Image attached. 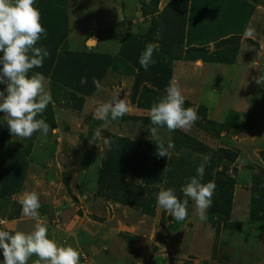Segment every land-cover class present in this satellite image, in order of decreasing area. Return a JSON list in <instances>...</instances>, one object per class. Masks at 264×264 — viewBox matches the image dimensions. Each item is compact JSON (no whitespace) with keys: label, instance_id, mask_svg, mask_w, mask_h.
<instances>
[{"label":"rangeland","instance_id":"1","mask_svg":"<svg viewBox=\"0 0 264 264\" xmlns=\"http://www.w3.org/2000/svg\"><path fill=\"white\" fill-rule=\"evenodd\" d=\"M59 2L63 3L60 4L61 10L59 15L55 14V19L60 24V29L65 21L68 22L69 26L66 28L70 31L69 38L76 47L72 45L68 50L60 47L53 50L54 47L50 43L43 47L48 50L50 56L45 58L40 73L46 78V90H50L53 95V103L47 106L43 114L57 116L59 132L63 134L69 132V135L51 139L50 145L42 143L35 148V153L23 149L18 157L13 154L16 160H9L13 174L0 173L2 185H10L7 188L9 194L7 198H0V219L8 221V224L0 225V230L9 231L11 234L16 231L29 233L33 230L36 221L26 219L24 216L22 218H25V221L10 222L22 213L15 214L19 211V199L12 198L16 200L12 203L9 202V197L12 193L17 194L23 190L17 182L21 178L20 183L22 180L24 183V179L27 178L29 182L39 180L41 188L49 191L50 196L44 203L53 206L52 210L48 213H39L41 210L38 209L40 221L47 226L48 238L55 241L58 246L73 247L80 235L82 243L73 248L79 251V262L82 264L86 261L84 256L91 261L90 264H100L99 262L116 264L118 259L125 258L129 248L118 252L120 256L116 259L114 253L116 248L113 245L120 244L121 236L130 239L122 238L121 246L134 244L135 238L141 237L139 230L143 225L149 227L148 223L151 225L150 230L147 234L144 233L147 239L152 237L156 241L162 234L169 233L168 240L161 245L159 243L160 247L167 241L169 246L174 245L171 242L176 241L175 234L177 240L188 238L191 241V249L196 250L188 249V258L196 260H186L189 264H264V86L257 84L253 86L254 80L264 73V49L262 54L258 53L256 59L258 73L247 74V78H252L249 84L245 70L237 76L238 83L230 87H225L223 82L205 80L198 73L188 74L191 78L194 76L201 78V81H198L200 78L190 81L189 86L192 85L190 100L211 107L217 104L220 113L218 115L216 113L214 117L217 116L216 118L226 124L227 128L223 127V131L217 134L220 128L210 125L199 116L190 128L181 130L215 149H232L239 154V159L233 166L224 163L215 170L213 181L218 179L222 186L226 187L229 180L231 184L227 185V192L237 194L234 197L231 195L229 199L228 194H221V198H225L221 212L224 218L216 219L221 222L219 229L222 231V238L214 239L213 234L211 238H207L209 229L214 224L207 221L214 219L207 215V219L201 221L194 201L184 197L181 192V188L193 177L188 175L191 173L190 168L198 164L200 166L204 160L200 163L187 151H176L173 147L168 148V157H160L157 146L163 144L167 148L171 142V132L161 126L158 127V139L151 138L149 129L153 125L147 120L150 118L149 111L133 108L137 105L140 95L144 93L145 87L156 91L157 88L152 84L154 80L157 85L160 82L157 80L158 74L145 71L140 66L139 57L148 44L157 46L154 52L161 49L162 44L158 42L165 35L163 28L165 26H160L153 42L147 41L143 36L149 33L153 22L157 21L163 25L164 13L161 12L171 0H161L159 12L147 17L142 12V5L151 4L152 0H59ZM38 10L46 19L54 21L46 5L43 8L38 7ZM116 22L120 28V35L125 37L113 42L109 32L104 31L108 35V40H104V33L97 31L100 43L94 47L87 46L88 48L77 54L79 52L76 51L77 46L83 48V41L89 39L94 28L109 23L110 29L114 30ZM57 23L51 26L43 25L47 35L42 40L54 38ZM78 32H81L80 36L76 35ZM133 42L137 44V49L130 46ZM247 45L244 48H247ZM114 51L116 56H113ZM104 53L105 56L100 57ZM67 57L71 58L70 63ZM128 58L130 64L126 62ZM98 60L105 61L102 65L106 66V70L115 67L112 77L95 73ZM245 60L244 55H241L239 62ZM253 68L255 69V65ZM33 70L35 71V68ZM180 75L187 76L186 73ZM82 77L87 78L84 85L80 83ZM93 77L101 82L99 90L92 83ZM116 93L120 94V99L126 100L128 112L117 120H111L109 117L107 123L96 119L94 116L96 107L110 101ZM206 116L208 118V114ZM223 116L225 119L221 120ZM131 117L138 119L135 121ZM37 119L42 118L37 116ZM96 128L101 129V136L94 143H90ZM222 134L224 136H221ZM104 138H111L114 141L110 151L103 145ZM25 140L29 142V139L21 138L22 142ZM31 153L34 155L33 158L30 156ZM28 157L30 164L37 162V165L33 164L30 169L22 164V159L26 160ZM64 157L67 160H62ZM202 157L204 156H201V159H204ZM51 159L54 160L53 165ZM166 167L168 170L164 171ZM21 169L25 172L24 175ZM202 180L203 178L201 182ZM169 188L181 192V196H178L180 200L188 199V219L182 221L183 224H179L162 208H159L160 213L150 212L145 215L147 218L137 220L133 226L129 224L131 211H140L144 206L149 209L157 206V193ZM136 205L139 208H136ZM8 206L11 207L10 211H6ZM230 208H233L232 218L229 217ZM254 213L258 220L252 217ZM138 214L140 213H135ZM189 218L192 219L193 225ZM172 223L175 224L174 227ZM181 225L183 230H179L182 228ZM126 226L131 227L132 232L123 233L125 230L121 227ZM75 232L77 236L74 239L71 235ZM92 237H96L99 242L97 248ZM105 238L108 239V243L102 241ZM113 239H116L114 244L111 243L114 242ZM143 242L148 245L147 240ZM142 246L146 251L148 247L143 244ZM157 249L160 251V248ZM183 253L186 254L185 251ZM161 254L167 264L171 259L169 253L163 249ZM36 259V256H32L28 264H34ZM2 261L3 255L0 250V264ZM152 261L148 259L144 264H156Z\"/></svg>","mask_w":264,"mask_h":264},{"label":"crops","instance_id":"2","mask_svg":"<svg viewBox=\"0 0 264 264\" xmlns=\"http://www.w3.org/2000/svg\"><path fill=\"white\" fill-rule=\"evenodd\" d=\"M62 3L63 2H59V0H35L34 7L38 9V7L43 8L44 5H46L49 8L50 16L52 17V19H54L53 22L49 21L41 14L42 25L44 26L56 25L57 19H55V14L59 15V12L61 10L60 4ZM167 5L168 4H166L165 6ZM58 24L59 23H57L58 28L56 29V32L53 34L54 38H50L47 41H44L42 40L43 38L42 36L40 41L37 42V45H36L37 47H46L49 43L53 45L54 47L53 50L58 49L59 47L64 48L65 50H68L72 47V45L76 47V44H72L69 38L70 31L69 29L66 28L67 26H69L68 22L65 21L61 29H60V24L59 25ZM249 26H251L255 30L254 35L251 38L245 37L243 35L246 27H249ZM114 27H115L114 30L110 29L111 27H109V23H104L101 26L94 28L92 32L90 33L91 35L89 36V38L96 37L97 38L96 46H97L100 43V39L98 38L97 33H96L97 31H101L103 33L104 31L109 32L111 40L113 42L118 41L119 38L125 37V36L120 35V31H119L120 28L118 27V22L114 24ZM86 31H91V30L86 29ZM79 34H81V32H78L76 35H79ZM104 35H105L104 40L106 39L108 40V35L106 33H104ZM236 36L239 37L240 39L235 44H227L222 47L215 46L217 42H220L224 39H228L231 37H236ZM87 41H88L87 39L83 41L82 43L83 48H80L79 46H77L76 51H79L77 52V54H80V51H83L82 49H85L87 47V43H86ZM184 45H185L186 52H184V55L182 59L180 60H169V59L168 60H158L156 58L153 59L155 63L150 65L148 70L151 71L153 74H158L157 80L158 82L159 81L160 82L157 85L156 84L157 82H155L154 80L152 85L157 88V91L165 92V89L169 85V82L172 80V78L175 79L181 87L185 100H188L192 104L196 105V107L204 106L207 110L208 119L213 120L217 122L218 124L223 125V127L227 128L226 124H224L223 122H220L219 119L216 118L217 116L214 117L216 113L217 115L220 113L218 111L220 108L218 107L217 104L211 107V106L200 105L199 103H195L190 100V95L192 92V85L189 86V84H191L190 81H195V79H198L200 77L195 78L194 76L193 77L194 79H193L189 77L188 74L192 73L196 75L198 73L199 76H201L205 80L212 79L214 82H217V81L223 82L225 87H230L238 83L239 79L237 78V76L239 75V73H242V71L245 70L246 80H248V84L250 81L252 82V78L251 77L247 78V74L249 72H252L253 74L258 73V61L256 59H258V53L262 54L263 49H264V0H189ZM246 45H247V48H244L246 47ZM130 46L133 47V49H137L136 48L137 44L135 42L130 44ZM192 48H199L201 50L190 51ZM73 51L74 50H72L71 53H73ZM116 55L117 54L114 51L113 56H116ZM241 55H244V58L246 60L239 62ZM0 57H2L1 53H0ZM67 58L69 59L68 62L70 63L71 58L70 57H67ZM127 60H126L127 64H130L129 58ZM98 61L99 62L96 64V67H95V73H100L99 74L100 76L106 75L108 77L110 76L112 77V73L115 67L114 69L109 68L108 70H106V66L102 65V63H104L105 61L103 60H98ZM253 65H255V69L253 68ZM0 68H2V65H0ZM35 72H40V68H35V71L33 69L30 70L29 77ZM182 73H186L187 76L183 77L182 75H180ZM208 74H209V77H208ZM176 75H178L179 79H177ZM198 81H201V78ZM255 84L256 82L254 80L253 86H255ZM161 87H163L162 88L163 90L161 89ZM5 88H6V84H0V92H3ZM185 93L187 94L185 95ZM51 96L53 95L51 94ZM245 104L249 106L248 103H245ZM136 110H142V109H136ZM4 116L5 114L0 112V147H1L0 148V173L1 174L2 173L5 175L13 174L11 172V166L9 162V160L11 161L16 160L13 157V154L16 157H18L23 151V149H25L27 152L35 153L34 152L35 148H37L42 143L43 145L44 144L50 145L51 139H55V138L57 139L58 136L68 137L69 135V132H67L66 134L59 132V127L57 125L59 119L57 116H50V115L42 114L38 116L45 119L46 123L49 124L50 130H49L48 135H44L43 133H41V131L35 132L30 138H27L29 139V142L27 140L22 142L20 137L10 135L8 126L4 120ZM224 119H225V116H223L221 120H224ZM51 129L56 130L54 134L51 131ZM221 136H224V135L222 134ZM42 138L44 139L42 140V142L39 143V141ZM47 138H49V140ZM11 148L14 149L15 152ZM185 151L190 153V155H192L191 157H193L196 161L199 160L200 163H202V160H204L203 162H205V157H202L204 159H201V155L193 151H190V150H185ZM32 153L30 155L31 158L34 157ZM29 157L26 160L22 159L23 160L22 164L26 166L27 169H30L33 166V164L37 165V162H32L31 163L32 165H31L29 163L30 162ZM63 159L67 160L66 157L62 158V160ZM42 161L44 162L46 160H42ZM53 162L54 160L51 159L52 165H53ZM194 164L195 163H193V165ZM198 165L191 167L190 168L191 173H188V175H193V177H196L197 170L195 168ZM21 171H22V174L24 175L25 172L23 171V169H21ZM240 171L241 170H239V172ZM20 179L17 183H18V186L21 185L23 187V190L17 194L12 193L11 196L9 197V202H12V203L16 202V200L14 199H17V198L20 199L23 193L26 191L27 192L35 191L37 195L39 196L40 202H42L43 204V205L42 204L40 205L41 209L39 208V210L41 211L39 212L38 210V212L48 213V211H51L53 206L51 207L50 205L44 203V201L47 200L50 196L48 194L49 191L41 188V185L38 182L39 180L38 181L31 180L29 182V179L26 178L24 179V183L22 180V183H23L22 184L20 183ZM1 182L2 180L0 179V198H7V195H9L7 193V188L10 185L7 186L6 184V186H3ZM214 182L217 187L213 194L212 206L208 209L206 213V217L207 215H209L211 218L214 219V221L212 220V221H207V222L209 223L212 222V224L213 223L214 224L213 225L211 224L212 227H210L209 229L207 238H211V235L213 234L214 239H217L221 237L222 235V231L220 232V229H219L221 222H218V220L220 218H224L223 213L221 212L223 211V205H224L225 198H221V194L223 193L228 194L227 198L229 199L232 196L234 197L237 193L234 192L233 194H230L227 192L228 188L226 187H228L227 185L231 184L229 180H227L226 187H223L222 183H220L218 179L214 180ZM240 187L242 188V186ZM240 187L239 189H241ZM175 194L177 197L181 196L180 191L176 192L175 190ZM10 208L11 207L8 206V209L6 208V211L7 210L10 211L11 210ZM136 208H139V206L136 205ZM150 212L160 213L159 207L152 206V209H149V207L144 206L142 210L140 211H137V210L131 211L130 212L131 215L130 216L128 215L129 220L131 218V221L129 224H132L131 226H133L137 220L147 218L145 217V215L147 216ZM20 213H22L21 205L19 206V211L15 212V214L19 215ZM123 213H125L124 210H123ZM135 213H140V214L135 215ZM229 214H230L229 217L232 218L233 208L232 209L230 208ZM255 215L256 213H254L252 217L255 218V220H258V217ZM22 217L23 215H20L19 217L13 218L10 222L13 221L15 223H20L28 219V218L25 219ZM216 217H218L217 218L218 220L216 219ZM189 219L191 220V224L193 225L192 219L191 218ZM179 224H183L182 221L179 222ZM148 226L149 227H146L145 225H143V228L139 230L141 237H138L137 239L135 238L134 244L128 243L129 246H126V245L121 246V242L123 241L122 238H125V236H121L120 244H114L115 240L118 237L116 239H113L114 242H111V243H113L114 244L113 246L116 248L114 249L116 259L120 256L118 252L121 253V251H124L126 248H129V253H126V256H124L125 258L124 259L122 258L121 260L118 259L116 264H144V263H147L148 259L153 260L156 264L158 263L165 264V258H163V254H161L163 249L167 250V252L169 253L168 256L171 258L169 259V261H167V264H189L186 260L196 261L195 259L188 258L187 254L189 252L187 251L188 249L192 248L190 246L191 241H189L188 238H179L177 240L176 238L177 236L174 233L176 241L171 242V243H174V245L169 246L168 241H167L164 243L162 247H160L161 243H163L165 240H168V236H170L169 233L162 234L161 236L158 237L159 239L157 238L156 241H155V238L152 239V237L147 239V236L145 234H147L150 230L149 229L151 227L150 223H148ZM174 226L175 224H173V227ZM121 228L125 230V232L123 233H127L128 231L132 232L131 227L127 228L126 226V227H121ZM179 230H183V226ZM119 231H117V234H119ZM70 233L72 232L70 231ZM90 233L92 232L90 231ZM95 233L97 232H94V234ZM120 233H122V231H120ZM71 236H73L75 239L77 236V233L75 232V234ZM78 237L79 239L76 245L73 246L74 248L78 246V244L82 243L83 241L80 235ZM92 238H94L95 246L97 248L99 245V242H97V239H95L96 237H92ZM125 240H130V239H128L127 237V239L125 238ZM143 240H147L148 245L144 244ZM184 240L186 242H183ZM102 241L106 243L109 242L107 238H105ZM117 242L119 243V241ZM142 244L148 247L146 248V251L144 250L145 247H143ZM181 246H185V248ZM157 248H160V251ZM191 250L196 251L194 248ZM184 251L186 252V254L183 253ZM117 253L118 255H116ZM121 257H123V253ZM90 262L85 261L84 264H90ZM99 263L105 264L102 262H99ZM79 264H82V263L79 262Z\"/></svg>","mask_w":264,"mask_h":264},{"label":"clouds","instance_id":"3","mask_svg":"<svg viewBox=\"0 0 264 264\" xmlns=\"http://www.w3.org/2000/svg\"><path fill=\"white\" fill-rule=\"evenodd\" d=\"M34 4L35 0H0V53H3L0 57V84H6L5 90L0 92V112L5 114L4 120L10 135L21 138H30L37 131L48 135L49 124L43 118L37 119V116L42 115L47 106L53 103L50 90L45 88V76L35 72L29 77L30 70L42 67L45 58L50 56L46 48L36 46L42 36L46 38L47 33L41 24V14ZM254 32L249 26L243 35L251 38ZM90 42L95 41L90 39ZM156 47L154 44L146 45L139 57V64L145 71L155 63L153 53ZM255 82L264 86V73ZM80 83L86 84L87 78L82 77ZM92 83L97 90L101 88V82L97 78L93 77ZM119 95L116 93L110 101L99 104L94 112L95 118L105 123L109 121V117L111 120L122 118L128 112V104ZM184 103L179 83L175 79L171 80L165 89V95L154 102L149 110L153 125L149 129L151 138L158 139V127L161 126H166L171 132L187 129L195 124L199 119L197 110L193 107L185 108ZM51 131L54 134L56 130ZM100 136L101 129L96 128L90 143H94ZM113 143L111 138L103 140L104 147L109 151ZM172 147V144L167 148L163 144L158 145V155L168 157V148ZM209 161L210 157H205V162L197 168V176L190 178L181 188L184 197L194 201L201 221L207 218L206 213L212 206V197L217 187L214 181L201 183L205 164ZM167 170L168 167L164 169ZM18 203L21 205L22 215L36 223L29 233L16 231L11 234L0 230L2 264H28L32 256L37 257L34 264H79L78 250L71 246H58L48 238L47 226L39 219L40 200L37 193L24 192ZM156 203L177 222L184 221L188 216V199L180 200L172 188L160 190ZM6 224V219H0V225ZM83 258L88 261L86 256Z\"/></svg>","mask_w":264,"mask_h":264},{"label":"trees","instance_id":"4","mask_svg":"<svg viewBox=\"0 0 264 264\" xmlns=\"http://www.w3.org/2000/svg\"><path fill=\"white\" fill-rule=\"evenodd\" d=\"M161 0H152L151 4L144 3L142 5V12L144 16L153 15L159 12V5ZM189 8V0H172L161 12L164 13V22L163 25L159 24L157 21L153 22L152 28L143 37L147 41L153 42L155 40L154 36L158 30H160V26L165 29V35L162 40L158 43L162 44L161 49L159 51H155L153 53V59L156 58L158 60H180L183 57V52L185 51V30L187 23V14ZM239 37H231L228 39H224L216 44V47H222L227 44H235L239 40ZM201 50L199 48H192L190 51ZM203 50V49H202ZM105 56L102 54L100 57ZM165 95L164 92L154 91V89L145 87L144 93L140 95L139 101L135 109L142 110H150L152 104L154 102H158L160 98ZM184 107H193L197 110L198 116H202L203 119L209 123L210 125L218 126L220 129L217 134H220L223 131V126L218 124L213 120H209L206 116L207 110L204 106L196 107V105L192 104L188 100H185ZM131 117L132 120L137 121L138 117ZM146 118V117H144ZM202 119V120H203ZM146 120V119H143ZM147 120H150L147 119ZM167 129L166 126H163ZM168 130V129H167ZM171 142L173 148L176 151L182 150H190L201 156L210 157V161L205 164V172L203 175L202 183H208L213 181L215 170L221 167L222 164L233 165L237 159L239 154L227 148H213L207 144H205L202 140L192 136L189 133L182 131L181 129H176L171 131ZM213 199V197H212Z\"/></svg>","mask_w":264,"mask_h":264},{"label":"water","instance_id":"5","mask_svg":"<svg viewBox=\"0 0 264 264\" xmlns=\"http://www.w3.org/2000/svg\"><path fill=\"white\" fill-rule=\"evenodd\" d=\"M90 39H91V40H94V39H96V40H97V38H96V37H91ZM90 39L88 40V42H87V45H89L90 47H94V46H95V44H92V45H90Z\"/></svg>","mask_w":264,"mask_h":264},{"label":"bare ground","instance_id":"6","mask_svg":"<svg viewBox=\"0 0 264 264\" xmlns=\"http://www.w3.org/2000/svg\"><path fill=\"white\" fill-rule=\"evenodd\" d=\"M94 41H95V42H90V45H92V44H95V45H96V44H97V40L94 39Z\"/></svg>","mask_w":264,"mask_h":264}]
</instances>
